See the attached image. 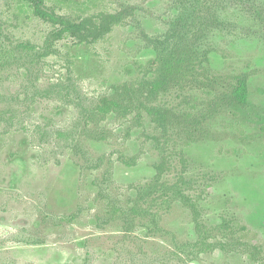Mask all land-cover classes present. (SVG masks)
<instances>
[{"label":"rangeland","instance_id":"1","mask_svg":"<svg viewBox=\"0 0 264 264\" xmlns=\"http://www.w3.org/2000/svg\"><path fill=\"white\" fill-rule=\"evenodd\" d=\"M178 1L45 0L76 22L134 8L76 45L53 42L27 2L0 0V264H264V35L234 13L237 31L213 39L211 73L244 76L245 107H213L194 87L150 98L155 52L142 34L163 39ZM125 88L191 117L163 131L147 113L95 114L104 98L125 104ZM164 158L161 185L179 182L191 206L150 205ZM133 207L147 209L141 221Z\"/></svg>","mask_w":264,"mask_h":264},{"label":"trees","instance_id":"2","mask_svg":"<svg viewBox=\"0 0 264 264\" xmlns=\"http://www.w3.org/2000/svg\"><path fill=\"white\" fill-rule=\"evenodd\" d=\"M27 2L36 17L53 27L52 41L71 39L76 45H94L110 35L114 28L124 24L134 15V8L126 7L115 13L100 12L94 16L78 22L68 16L57 12L54 7L48 6L45 0H23ZM179 13L175 16L171 28L161 38H153L143 33V38L155 52V58L151 59L148 67L151 69V84L148 85V97L152 98L160 94H171L174 90L194 87L207 94L211 98L209 104L213 107H245L248 103L249 88L244 76H236L230 82L224 84L222 78L213 75L210 70V55L216 51L213 39L217 33L237 31L235 22L236 13L245 14L252 19L254 25L264 35V1L259 0H179L177 2ZM235 13V14H234ZM236 17V19L233 18ZM252 25V26H254ZM144 83L140 86L144 89ZM140 91V88L137 90ZM124 95L128 100L125 104L113 99L101 100L95 114H114L126 117L127 114L147 113L152 116L153 123L159 129L165 131L169 126L182 127L188 122L191 115L179 116L171 108L154 106L147 108L142 98L136 100L135 94L130 89H124ZM146 96V94H145ZM186 99V96H183ZM138 103V105H136ZM201 121V120H200ZM193 124L194 127L200 125ZM126 161V160H122ZM129 164V163H127ZM171 163L162 159L157 166V179L153 182V189L162 192L161 195H150V205L157 203H171L175 200L190 202L179 182L168 187L162 180L161 173ZM184 179V173L178 181ZM157 185H161V189ZM141 192V191H140ZM192 201V200H191ZM192 202H190V206ZM194 208V205H193ZM147 209L133 207L130 213L139 215L140 221ZM115 213H119L115 211ZM124 213V212H123ZM226 229L222 226L218 232L223 234ZM197 247L208 245V232L201 230L198 235Z\"/></svg>","mask_w":264,"mask_h":264}]
</instances>
